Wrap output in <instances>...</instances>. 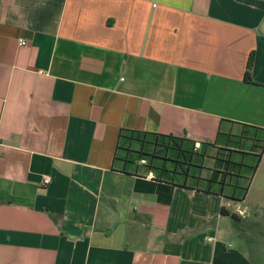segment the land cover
<instances>
[{"label":"crops","instance_id":"0c3cea01","mask_svg":"<svg viewBox=\"0 0 264 264\" xmlns=\"http://www.w3.org/2000/svg\"><path fill=\"white\" fill-rule=\"evenodd\" d=\"M122 130L180 140L177 164L114 162ZM262 139L264 0H7L0 264H264Z\"/></svg>","mask_w":264,"mask_h":264},{"label":"trees","instance_id":"16d2710c","mask_svg":"<svg viewBox=\"0 0 264 264\" xmlns=\"http://www.w3.org/2000/svg\"><path fill=\"white\" fill-rule=\"evenodd\" d=\"M7 5V0H3L1 3L0 7V14L5 10ZM253 64V54L251 53L248 56L247 62H246V67H245V72L243 76V80L246 84H252L251 80V68ZM250 128V127H246ZM252 130L257 131L256 129L251 128ZM247 130V129H246ZM245 130V133H248ZM180 140L170 137V136H161V135H156V134H149V133H144V132H136V131H127V130H122L119 135H118V140H117V146H116V153L114 157V162L115 161H120L124 166L128 164H133L134 160L140 161L143 160L145 161V164H141L146 168V170H155L152 165L153 160H156L157 155L160 153L163 155L164 158L162 160L168 161V162H174L177 164V158L180 155H177V152H182L181 147L179 145ZM193 145L194 143H191V150H193ZM259 154H245L247 158V162H251L245 164V169L247 168V173L249 175H253L257 165L259 163L261 154L264 153V139H262V142L259 146ZM184 153L188 154L187 151H183ZM165 155H167L165 157ZM183 155V154H182ZM166 158V160H165ZM160 159V158H159ZM161 160V159H160ZM222 163L224 164V169L225 171L229 169H233V166L239 167V163L236 164L232 158H228L226 160H221ZM230 176L233 174H229L228 172H214L213 176L214 177H219L221 176L220 180V185L223 186V181L222 179L226 176ZM246 191V187L244 188ZM242 197V196H241ZM223 215H228L232 223L238 233L239 236H243V233L248 229L246 227L245 222L241 221V219L232 213H227L224 210L221 212Z\"/></svg>","mask_w":264,"mask_h":264},{"label":"rangeland","instance_id":"374dc122","mask_svg":"<svg viewBox=\"0 0 264 264\" xmlns=\"http://www.w3.org/2000/svg\"><path fill=\"white\" fill-rule=\"evenodd\" d=\"M260 173L261 174L259 175V178L257 179V181L264 180V165H262ZM246 205L248 208H251L252 211L257 213L256 219L259 222L260 230L264 231V206H260V208L253 206V204L250 202V199L247 201Z\"/></svg>","mask_w":264,"mask_h":264},{"label":"built area","instance_id":"2783aa9c","mask_svg":"<svg viewBox=\"0 0 264 264\" xmlns=\"http://www.w3.org/2000/svg\"><path fill=\"white\" fill-rule=\"evenodd\" d=\"M18 44H19L20 46H24V45H25V41H24V40H18ZM140 164H145V161L141 160V161H140ZM147 178H148V179H151V178H152L151 174H147ZM50 182H51V178L48 177V176H44V177H42V179H41V185H42V186H46V185L50 184ZM206 241H207V242H210L211 239L207 238Z\"/></svg>","mask_w":264,"mask_h":264}]
</instances>
